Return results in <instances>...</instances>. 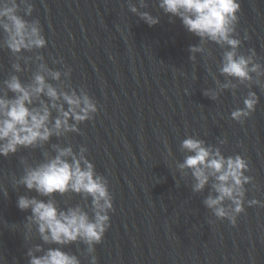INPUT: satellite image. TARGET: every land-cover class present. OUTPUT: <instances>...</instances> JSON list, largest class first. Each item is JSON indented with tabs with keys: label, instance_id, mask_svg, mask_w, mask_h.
<instances>
[{
	"label": "water",
	"instance_id": "water-1",
	"mask_svg": "<svg viewBox=\"0 0 264 264\" xmlns=\"http://www.w3.org/2000/svg\"><path fill=\"white\" fill-rule=\"evenodd\" d=\"M29 2L31 14L25 16L23 6L18 14L39 21L46 45L22 50V71L15 74L28 82L40 55L42 62L61 71L65 85L84 88L97 112L78 124L79 131L0 156V264H28L27 250L35 244L57 246L44 244L34 225L25 239L30 210H20L17 197H46L13 180L23 174L22 159L35 165L43 152H53L52 144L68 143L74 151L86 147V158L108 181L113 204L109 227L93 253L80 241L63 246L80 264H90L92 255L96 264H264V86L255 83V74L243 84L230 78L235 90L224 89L215 100L204 95L207 89H217L214 76L221 83L227 79L218 71L225 48L208 42L204 53L190 54L189 46L199 44V38L179 18L164 13L158 0H145L144 8L140 0ZM129 3L158 16L159 22L149 26L130 11ZM240 4L234 32L241 40L237 51L247 55L253 49L255 62L264 68V0ZM3 37L0 32V41ZM23 57L32 59L25 65ZM15 61L7 47H0V90ZM259 79L264 84V76ZM248 91L256 93L258 102L241 123L230 113L243 107ZM186 136L219 147L225 156L239 154L247 162L245 174L252 180L245 185L244 211L235 225L203 205L208 186L193 192L190 173L183 176L176 168L186 155L180 149ZM55 198L62 208L90 205V198L86 202L71 192ZM253 198L261 203L248 205ZM85 210L91 215L90 208Z\"/></svg>",
	"mask_w": 264,
	"mask_h": 264
},
{
	"label": "clouds",
	"instance_id": "clouds-1",
	"mask_svg": "<svg viewBox=\"0 0 264 264\" xmlns=\"http://www.w3.org/2000/svg\"><path fill=\"white\" fill-rule=\"evenodd\" d=\"M20 6L25 16L31 14L33 5L29 0H0V32L4 33L0 47H7L16 57L11 65L14 72L2 81L0 90V156L4 157L16 153L20 147H42L52 136L59 138L79 131L78 124L91 119L97 112L95 100L85 89L77 91L65 85L61 71L42 62L40 55L35 57L40 63L28 82H22L15 74L22 71L18 55L22 50L46 45L39 21H28L18 14ZM128 7L149 26L159 22L158 16L139 11L135 3H129ZM139 7H147L145 0H140ZM158 7L170 17L179 18L184 28L199 38V44L189 46L190 54L204 53V45L208 42L225 48L218 71L227 79L221 83L214 76L217 89H207L204 95L215 100L220 91L235 90L237 84L230 78L243 84L253 81V73L257 78L255 83L264 86L259 79L264 76V68L255 62V51L249 49L247 55L237 51L241 40L234 32L240 0H158ZM189 58L194 60L195 56ZM31 59L23 57L25 65ZM69 73L70 69L63 75L68 77ZM9 92L13 95L9 96ZM257 102L256 93L248 91L242 100L243 107L232 110L230 117L243 123V118L251 114ZM224 142L220 140L221 144ZM51 148L53 152H43L44 158L35 165L22 159L23 174L13 180L16 185L34 190L39 197H46L40 199L26 194L17 197V207L30 210L26 217L25 239L34 225L44 244L57 245L44 248L35 244L28 248V264H80L77 255L65 251L63 246L80 241L87 246V253L94 252V245L100 243L109 227L112 196L107 179L97 173L94 164L86 158V147L80 146L74 151L68 143L64 146L52 144ZM180 149L186 155L182 162L176 163V168L183 176L190 173L192 191L202 192L208 186L203 205L216 218H227L235 225L237 215L244 211L245 185L252 180L245 174L248 170L245 159L239 154L225 156L219 147L194 136L182 139ZM69 192L79 194L86 202L90 198V205L60 207L55 194L63 196ZM4 194L7 195L6 190ZM260 203L254 198L247 200L250 206ZM86 208H90L91 215ZM90 264H96L95 255L91 256Z\"/></svg>",
	"mask_w": 264,
	"mask_h": 264
}]
</instances>
